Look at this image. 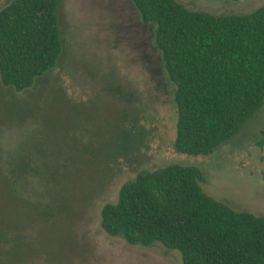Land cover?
Here are the masks:
<instances>
[{
	"label": "rangeland",
	"instance_id": "obj_1",
	"mask_svg": "<svg viewBox=\"0 0 264 264\" xmlns=\"http://www.w3.org/2000/svg\"><path fill=\"white\" fill-rule=\"evenodd\" d=\"M12 0H0V10ZM62 51L32 87L0 83V264H182L160 244L132 246L100 227V211L139 173L170 164L200 169L202 191L236 212L264 217V101L232 139L206 156L174 150L175 87L154 46V26L130 0H58ZM211 16L246 15L264 0H175ZM30 162L36 218L7 188L12 160ZM2 167V168H1ZM16 235V236H15ZM17 247V248H16ZM14 254L15 258H12Z\"/></svg>",
	"mask_w": 264,
	"mask_h": 264
},
{
	"label": "trees",
	"instance_id": "obj_2",
	"mask_svg": "<svg viewBox=\"0 0 264 264\" xmlns=\"http://www.w3.org/2000/svg\"><path fill=\"white\" fill-rule=\"evenodd\" d=\"M174 85V150L206 156L236 136L264 101V6L246 15L211 16L175 0H130ZM58 0H12L0 10V83L24 91L52 71L62 51ZM30 162L3 166L9 198L32 216L55 211L33 200ZM202 172L170 164L123 184L114 204L100 211V227L132 246L160 244L179 252L182 264H264V217L236 212L201 189ZM13 232H1L0 242ZM16 236V235H15ZM17 248V247H16ZM14 257V254L12 256Z\"/></svg>",
	"mask_w": 264,
	"mask_h": 264
}]
</instances>
